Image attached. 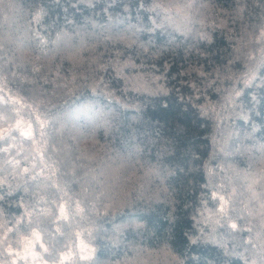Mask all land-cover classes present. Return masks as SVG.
I'll return each mask as SVG.
<instances>
[{
	"label": "trees",
	"instance_id": "16d2710c",
	"mask_svg": "<svg viewBox=\"0 0 264 264\" xmlns=\"http://www.w3.org/2000/svg\"><path fill=\"white\" fill-rule=\"evenodd\" d=\"M0 264H264V0H0Z\"/></svg>",
	"mask_w": 264,
	"mask_h": 264
},
{
	"label": "snow or ice",
	"instance_id": "6c2138e0",
	"mask_svg": "<svg viewBox=\"0 0 264 264\" xmlns=\"http://www.w3.org/2000/svg\"><path fill=\"white\" fill-rule=\"evenodd\" d=\"M24 135L28 136V137H31L32 133L31 132H25ZM217 199L223 200L224 197L220 196V197H217ZM220 211L223 212V207H221ZM231 227L235 229V228H237V225L236 224H232Z\"/></svg>",
	"mask_w": 264,
	"mask_h": 264
}]
</instances>
